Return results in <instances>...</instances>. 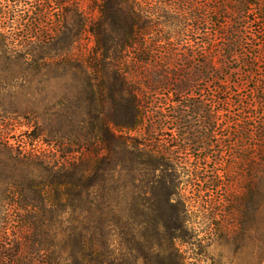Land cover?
Instances as JSON below:
<instances>
[{
	"label": "rangeland",
	"instance_id": "obj_1",
	"mask_svg": "<svg viewBox=\"0 0 264 264\" xmlns=\"http://www.w3.org/2000/svg\"><path fill=\"white\" fill-rule=\"evenodd\" d=\"M101 4L0 0V264H6L21 218L56 233L45 245L66 247L73 256L76 233L97 230L104 256L114 264H264V185L253 200L256 210L248 213V162L242 152L253 141L225 147L222 135L228 131L219 129L234 118L264 125V42L257 30L248 25V55L258 54L255 66L222 68L216 57L213 67L225 70L223 80L218 74L214 81L200 79L190 93L195 99L201 90L205 103L224 108L208 141L204 120L186 130L174 123L169 101L163 105L168 118L151 112L142 131H125L116 124L132 117L116 104L109 111L105 103L103 110L100 102L110 94L116 98L117 82H100L102 70L90 68L100 58L90 24L102 20ZM44 5L50 6L46 20ZM36 23L41 29L60 26L50 45L24 50L7 45L6 37L24 36ZM251 44L257 49L250 50ZM220 87L231 92L223 106L216 96ZM163 99L156 96L151 105ZM182 132L190 133L186 146ZM145 140L147 149L161 144L179 150L169 161L176 185L172 204L165 200L167 189L155 193L137 178ZM41 249L26 260H47Z\"/></svg>",
	"mask_w": 264,
	"mask_h": 264
},
{
	"label": "trees",
	"instance_id": "obj_2",
	"mask_svg": "<svg viewBox=\"0 0 264 264\" xmlns=\"http://www.w3.org/2000/svg\"><path fill=\"white\" fill-rule=\"evenodd\" d=\"M48 8L50 6H42L44 20L49 17ZM100 12L102 20L90 24L100 58L91 62L90 68L96 72L102 70L100 82L106 85L117 82L119 86L116 98L110 94L108 101L100 99L103 110L105 103L109 111L117 105L121 107L122 114L132 117L127 122L116 124L117 128L142 131L151 112L160 120L168 118L163 114V105L169 101L174 123L186 130L192 121L201 124L204 120V129L209 128L204 140L208 141L207 137L214 134L216 123L213 120L224 112V108L215 110L205 103L201 98L206 95L201 90L195 99L190 93L200 79L214 81L218 74L219 80H223L225 70L213 67L216 57L220 58L222 68L230 63L255 66L258 54L252 52L248 55V25L257 30V38L264 42V0H102ZM81 21L84 27L86 21ZM36 24L26 35L6 37L5 42L22 50L40 42L39 45H50L53 33L58 32L60 26L47 29L43 26L41 29V23ZM82 32L83 28H80L79 34ZM192 39L196 44L194 47ZM250 46V50L257 49L253 44ZM168 91L173 97H169ZM230 94L226 87L219 88L216 96L222 106L228 103ZM159 95L164 96V103L151 105ZM226 125H219L220 130L228 131L226 137L222 135L221 143L225 147L232 143L234 147L238 146L245 139L253 141L248 152L242 151L243 160L248 162V213H251L256 210L253 200L262 194L264 185V125H247L238 118L226 122ZM254 131L256 135L252 136ZM189 136L190 133L185 132L180 136L184 138L185 146L186 141H190ZM127 141L123 139L125 145ZM146 142L142 143L144 147L138 154V164L142 169H138L137 178L141 183L147 181L145 188L155 193L162 191L161 188L167 189L165 200L172 204L176 185L175 175L169 174V161L179 150L170 152L161 144L156 145L157 149H147L150 145ZM124 149L131 154L130 147ZM20 220V227L14 231L16 242L6 254V264L115 263L104 256L97 230L85 229L76 233L79 243L73 256L66 247L45 245V241L56 240V233L36 228L28 218ZM36 247H42L47 260H26L38 249Z\"/></svg>",
	"mask_w": 264,
	"mask_h": 264
}]
</instances>
